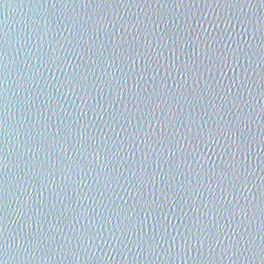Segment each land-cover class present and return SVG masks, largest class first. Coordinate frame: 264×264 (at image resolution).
<instances>
[{
  "label": "water",
  "instance_id": "obj_1",
  "mask_svg": "<svg viewBox=\"0 0 264 264\" xmlns=\"http://www.w3.org/2000/svg\"><path fill=\"white\" fill-rule=\"evenodd\" d=\"M0 264H264V0H0Z\"/></svg>",
  "mask_w": 264,
  "mask_h": 264
}]
</instances>
